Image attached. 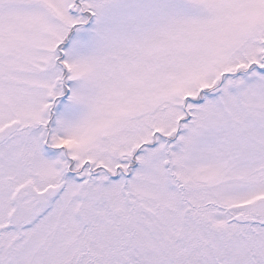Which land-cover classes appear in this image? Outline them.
Segmentation results:
<instances>
[{
    "label": "snow or ice",
    "instance_id": "snow-or-ice-1",
    "mask_svg": "<svg viewBox=\"0 0 264 264\" xmlns=\"http://www.w3.org/2000/svg\"><path fill=\"white\" fill-rule=\"evenodd\" d=\"M0 264H264V0H0Z\"/></svg>",
    "mask_w": 264,
    "mask_h": 264
}]
</instances>
